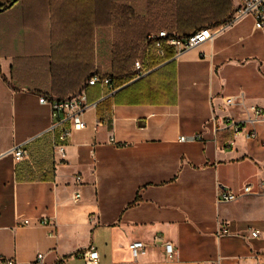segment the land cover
<instances>
[{
    "label": "crops",
    "instance_id": "1",
    "mask_svg": "<svg viewBox=\"0 0 264 264\" xmlns=\"http://www.w3.org/2000/svg\"><path fill=\"white\" fill-rule=\"evenodd\" d=\"M11 1L0 0V264L38 254L39 264H86L91 247L101 264H264V123L258 139L242 133L231 146L226 128L264 110V29L246 16L178 60L167 50L160 74L84 113L87 126L72 132L64 156L46 134L52 109L39 101L69 94L62 79L84 78L54 71L63 1ZM240 6L224 0L221 23ZM100 95L94 88L90 103ZM30 140L24 161L8 153ZM247 184L257 195L219 201L221 185ZM139 240L149 247L135 259L129 246Z\"/></svg>",
    "mask_w": 264,
    "mask_h": 264
},
{
    "label": "trees",
    "instance_id": "2",
    "mask_svg": "<svg viewBox=\"0 0 264 264\" xmlns=\"http://www.w3.org/2000/svg\"><path fill=\"white\" fill-rule=\"evenodd\" d=\"M62 1L58 22L66 33L58 42V48L63 45L64 50L60 49L63 58L54 61V71L84 73L81 81L66 82L64 78L59 82L60 87L70 89L69 94L80 89L92 76L96 64H103L117 87H122L114 96L143 80L154 78L168 64L167 53L162 58L150 56L152 67L162 66L146 77L129 85H126L129 82L123 85L117 81L133 67L142 44L151 33L168 30L188 36L205 26L220 25L226 17L224 0H141L142 4L135 2L137 0H116L115 3L113 0H56V3ZM97 31L110 37L105 52L100 50L102 44L97 42L101 40ZM55 95L58 98L67 96Z\"/></svg>",
    "mask_w": 264,
    "mask_h": 264
},
{
    "label": "built area",
    "instance_id": "3",
    "mask_svg": "<svg viewBox=\"0 0 264 264\" xmlns=\"http://www.w3.org/2000/svg\"><path fill=\"white\" fill-rule=\"evenodd\" d=\"M246 16H251L255 21V28L264 29V0H241V6L238 9L234 18L228 22L216 26L203 27L188 36H182L176 31L169 32L162 30L158 33H151L148 35L140 57L134 62L132 71V79L129 85L137 80H140L152 71L162 66L152 67L150 56L154 54L158 58L166 55L167 50H173L172 60H178L187 51L198 47L199 45L212 40L216 35L223 32L228 26ZM125 85V86H126ZM98 87L101 95L95 103L91 104L89 101V93L92 88ZM124 87V86H123ZM122 87H117L113 76L104 75L100 72H94L90 78L82 85L79 91L66 98H58L54 95H42L40 103L47 105L52 109L54 122L46 131V134L53 136V148L58 150L65 156V143L70 138L73 131L84 130L87 126L84 120V113L90 107H98L100 103L112 98ZM264 123L263 108H251V114L244 120L235 121L231 118L226 120V128L234 135L228 144L231 146L235 142V138L242 133L247 139L256 140L260 137L259 125ZM190 138L181 137L182 141ZM193 139V138H191ZM30 141L21 143L12 148L8 153L13 154L18 162H22L28 158V145ZM264 146V140H263ZM80 180V178H78ZM257 195L253 184H247L240 192H236L231 188L221 185L218 190V197L220 202H235L244 196ZM81 197L80 194L75 195V200ZM93 219V218H92ZM25 224H30V220H25ZM35 223L39 225H48L50 221L47 218H37ZM56 226V225H55ZM56 233H52L55 235ZM260 231H255L253 237H258ZM166 258L174 260L176 254V247L172 242H163ZM149 245L143 241H134L129 248L132 255L137 259L143 252L148 249ZM81 257L86 264H101L100 254L91 247L81 253ZM44 254H38L36 260L30 264L42 263ZM4 264H16L15 260L7 259L3 261Z\"/></svg>",
    "mask_w": 264,
    "mask_h": 264
},
{
    "label": "rangeland",
    "instance_id": "4",
    "mask_svg": "<svg viewBox=\"0 0 264 264\" xmlns=\"http://www.w3.org/2000/svg\"><path fill=\"white\" fill-rule=\"evenodd\" d=\"M138 2H140L141 0H137ZM136 2V1H135ZM139 4H142L141 2L139 3ZM100 35V34H99ZM109 38L110 37H108V36H106V34H103V33H101V35H100V44H102V47H101V49L100 50H102V52H105V50H107L108 48V46H109V43H110V40H109ZM145 43V42H144ZM143 45L144 44H142V46H141V48H140V50H139V52H138V55H137V57H136V60L140 57V55L142 54V51H143ZM135 60V61H136ZM133 68H134V65H133V67L130 69V70H128L127 71V73H125V75L124 76H122L121 78L122 79H120V80H117L118 82H120V83H118V84H125V83H127V82H129L132 78V71H133ZM96 72H100V73H102V74H104V75H108L107 73H106V67L102 64V65H100V67H97L96 68V70H95ZM115 78H116V76H114ZM117 86V85H116Z\"/></svg>",
    "mask_w": 264,
    "mask_h": 264
},
{
    "label": "water",
    "instance_id": "5",
    "mask_svg": "<svg viewBox=\"0 0 264 264\" xmlns=\"http://www.w3.org/2000/svg\"><path fill=\"white\" fill-rule=\"evenodd\" d=\"M17 1H18V0H12V1L10 2V4L8 5V7L13 6ZM4 9H5V8L1 7V8H0V13H2V12L4 11Z\"/></svg>",
    "mask_w": 264,
    "mask_h": 264
}]
</instances>
